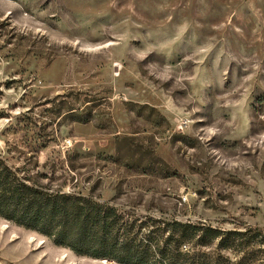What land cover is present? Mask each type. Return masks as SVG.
<instances>
[{
  "label": "rangeland",
  "instance_id": "obj_1",
  "mask_svg": "<svg viewBox=\"0 0 264 264\" xmlns=\"http://www.w3.org/2000/svg\"><path fill=\"white\" fill-rule=\"evenodd\" d=\"M0 154L140 214L264 228V0H0ZM0 264L120 263L0 216Z\"/></svg>",
  "mask_w": 264,
  "mask_h": 264
},
{
  "label": "trees",
  "instance_id": "obj_2",
  "mask_svg": "<svg viewBox=\"0 0 264 264\" xmlns=\"http://www.w3.org/2000/svg\"><path fill=\"white\" fill-rule=\"evenodd\" d=\"M39 167V162L33 164ZM0 154V216L93 259L120 264H264V228L223 229L140 214Z\"/></svg>",
  "mask_w": 264,
  "mask_h": 264
},
{
  "label": "bare ground",
  "instance_id": "obj_3",
  "mask_svg": "<svg viewBox=\"0 0 264 264\" xmlns=\"http://www.w3.org/2000/svg\"><path fill=\"white\" fill-rule=\"evenodd\" d=\"M102 261H105V262H106V261H107V259H102Z\"/></svg>",
  "mask_w": 264,
  "mask_h": 264
},
{
  "label": "water",
  "instance_id": "obj_4",
  "mask_svg": "<svg viewBox=\"0 0 264 264\" xmlns=\"http://www.w3.org/2000/svg\"><path fill=\"white\" fill-rule=\"evenodd\" d=\"M104 259H107V260H109L108 258H104ZM99 260H102V259H99Z\"/></svg>",
  "mask_w": 264,
  "mask_h": 264
}]
</instances>
